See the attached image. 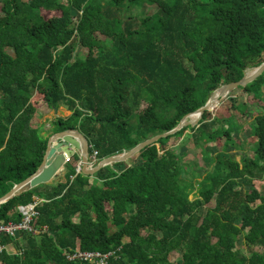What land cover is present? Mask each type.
<instances>
[{
    "label": "trees",
    "instance_id": "trees-1",
    "mask_svg": "<svg viewBox=\"0 0 264 264\" xmlns=\"http://www.w3.org/2000/svg\"><path fill=\"white\" fill-rule=\"evenodd\" d=\"M143 4L154 11L130 13ZM263 61L264 0H0V197L42 162L48 136L33 122L38 111L71 112L50 132L78 130L97 163L172 130ZM263 85L264 72L233 92L259 100ZM237 104L248 112L238 101L232 109ZM260 105L249 115L252 154L240 161L227 154L240 127L213 110L143 149L129 167L87 176L76 172L74 155L54 181L0 205L6 224L36 203L30 225L46 228L0 235L16 252L0 264H88L68 261L74 250L113 251L109 264H264ZM187 130L195 147L216 146L201 151L202 173L188 172L185 153L166 146Z\"/></svg>",
    "mask_w": 264,
    "mask_h": 264
},
{
    "label": "water",
    "instance_id": "water-1",
    "mask_svg": "<svg viewBox=\"0 0 264 264\" xmlns=\"http://www.w3.org/2000/svg\"><path fill=\"white\" fill-rule=\"evenodd\" d=\"M246 71L243 78L238 82L219 86L213 91L203 107L184 116L172 130L146 139L129 151L102 159L93 167L90 166L89 161V144L78 130L67 129L50 133L47 137V144L42 162L37 170L22 182L14 185L9 192L0 197V205L41 184L52 182L57 177L60 170L63 169L65 164L74 155L79 157V169H77V172L87 176L94 175L100 169L116 163H125L128 167L131 166L132 160L136 158L143 149L157 143V141L162 138L174 135L187 126L194 127L205 111H212L216 104L223 101L236 88H245L248 84L256 80L264 72V61L258 67L249 70V73H246ZM53 110L57 111L56 108H53ZM191 116H194V118L192 119Z\"/></svg>",
    "mask_w": 264,
    "mask_h": 264
},
{
    "label": "rangeland",
    "instance_id": "rangeland-1",
    "mask_svg": "<svg viewBox=\"0 0 264 264\" xmlns=\"http://www.w3.org/2000/svg\"><path fill=\"white\" fill-rule=\"evenodd\" d=\"M154 11V7L147 6L146 4H143L139 8H132L130 10V13L137 14V15H146L149 13H152ZM126 14V13H125ZM85 52L78 47L76 49V56L83 58ZM250 71L247 70L246 73H249ZM261 90V97L259 100H256L253 98L252 95H246L241 90H237L230 93L229 95L232 96V98H229V95L221 102L216 104L213 108V113L215 117L219 119H231L232 123L236 125V127H240V129H237L233 132L232 137L235 141V145L233 146V149H229L227 152L228 155L234 156L237 161H240V158L242 155H250L252 154L249 150L250 146V125L252 123V119L249 115H253L261 111V105L264 104V85L260 88ZM231 99V101L229 100ZM234 101H238L240 103H243L247 111L246 114L241 112L242 108L240 107V104H237L235 109H232V103ZM245 110V108H244ZM71 112H68V110L64 107H59L58 113H54L50 109H44L37 112L36 119L33 120L34 123H44L43 129L49 130L50 126H53L52 122L57 117H63L66 118L70 115ZM39 117V118H37ZM44 131V130H43ZM189 131H185L183 136H180L178 138H174L168 141L166 144L167 148L174 149L178 154L185 153V156L182 159V162L186 165V170L188 172L192 171L194 168L197 172H201V167L203 165V161L201 158V151L204 150L206 152H209L211 154H214L216 152V146L215 144H208L205 149H202L201 147H195L189 140ZM92 164H94L92 162ZM117 169V168H115ZM189 177V175H187ZM60 180L63 182V177L60 178ZM98 183V182H97ZM190 198H193V195L190 196ZM243 239L240 238L238 241V246H242ZM258 252H261L260 248L255 249Z\"/></svg>",
    "mask_w": 264,
    "mask_h": 264
},
{
    "label": "built area",
    "instance_id": "built-area-1",
    "mask_svg": "<svg viewBox=\"0 0 264 264\" xmlns=\"http://www.w3.org/2000/svg\"><path fill=\"white\" fill-rule=\"evenodd\" d=\"M90 162V166L93 167L96 164V161ZM79 169V164L76 166V172ZM78 173V172H77ZM36 203L29 204L26 206H21L18 208L19 212L23 215V220L19 223H6L0 224V235L10 236L16 238L21 231L32 232L35 235H38L41 232H45L46 228L43 227L40 230H34L30 225L33 217L37 216L35 211ZM16 253L11 247H7L3 244H0V257L4 253ZM113 251L107 253H102L98 251H80L74 250L66 254V259L71 262H82L88 264H109L111 257L114 256Z\"/></svg>",
    "mask_w": 264,
    "mask_h": 264
},
{
    "label": "crops",
    "instance_id": "crops-1",
    "mask_svg": "<svg viewBox=\"0 0 264 264\" xmlns=\"http://www.w3.org/2000/svg\"><path fill=\"white\" fill-rule=\"evenodd\" d=\"M61 108V107H60ZM59 109V108H58ZM58 109H57V111H54L53 109H50L51 111H53L54 113H58ZM69 112V111H68ZM70 115H71V113H70ZM69 115V116H70ZM37 118H39V117H37ZM63 118V117H62ZM67 118V117H66ZM43 124L44 123H39V126H42V128H43ZM53 128V126H50V129L49 130H46V129H43L44 131L42 132V134L45 136V137H47L51 132V129Z\"/></svg>",
    "mask_w": 264,
    "mask_h": 264
},
{
    "label": "bare ground",
    "instance_id": "bare-ground-1",
    "mask_svg": "<svg viewBox=\"0 0 264 264\" xmlns=\"http://www.w3.org/2000/svg\"><path fill=\"white\" fill-rule=\"evenodd\" d=\"M191 118L193 119V118H194V116H191ZM54 180H55V179H54ZM54 180H53V181H54Z\"/></svg>",
    "mask_w": 264,
    "mask_h": 264
}]
</instances>
